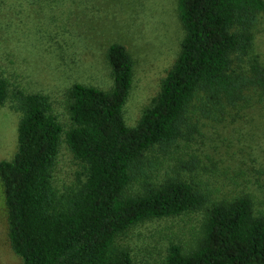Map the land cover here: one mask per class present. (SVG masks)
<instances>
[{"label":"trees","instance_id":"1","mask_svg":"<svg viewBox=\"0 0 264 264\" xmlns=\"http://www.w3.org/2000/svg\"><path fill=\"white\" fill-rule=\"evenodd\" d=\"M177 10L184 31L179 52L135 125L123 117L133 80L124 45L112 43L106 52L110 89L69 88L65 142L84 177L69 190L53 184L62 127L49 96L14 93L17 150L0 160V181L8 239L20 264H136L120 243L128 228L201 210L194 241L170 243L160 264H264V214L249 195L211 200L178 178L131 191L144 151L170 146L196 128L195 103L203 110L209 103L244 106L264 94V60L254 51L264 0H177ZM8 97L9 83L0 76V105Z\"/></svg>","mask_w":264,"mask_h":264},{"label":"rangeland","instance_id":"2","mask_svg":"<svg viewBox=\"0 0 264 264\" xmlns=\"http://www.w3.org/2000/svg\"><path fill=\"white\" fill-rule=\"evenodd\" d=\"M183 35L177 0H0V76L9 83V97L0 105V160L17 150L16 90L46 94L62 127L53 184L61 192L76 186L84 177L65 142L72 125L69 88L82 83L110 89L106 52L112 43L124 45L133 60V80L123 117L133 126L158 93ZM254 51L264 60V12L254 28ZM257 98L256 93L251 105L217 109L209 103L207 110L195 103L196 128L170 146L144 151L131 191L178 178L211 200L247 194L264 214V94ZM203 219L201 210L145 220L128 228L120 243L136 264H160L170 243L194 241ZM20 263L8 239L0 181V264Z\"/></svg>","mask_w":264,"mask_h":264}]
</instances>
